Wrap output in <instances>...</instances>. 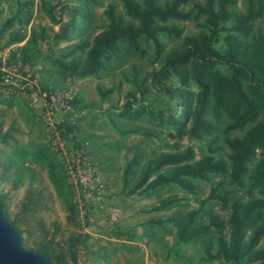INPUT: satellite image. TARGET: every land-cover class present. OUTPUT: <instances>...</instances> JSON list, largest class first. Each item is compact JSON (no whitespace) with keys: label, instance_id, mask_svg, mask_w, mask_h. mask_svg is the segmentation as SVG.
Returning <instances> with one entry per match:
<instances>
[{"label":"rangeland","instance_id":"374dc122","mask_svg":"<svg viewBox=\"0 0 264 264\" xmlns=\"http://www.w3.org/2000/svg\"><path fill=\"white\" fill-rule=\"evenodd\" d=\"M109 5L129 20L119 0H0L2 212L22 248L44 253L51 264H229L203 260L204 246L212 244L213 252L217 239L227 235L228 211L206 198L216 189L245 201L243 188L230 185L226 175L214 174L192 180L190 193L172 184L154 190L134 186L146 162L160 153L190 147L194 160L211 155L228 163L224 139L242 135L251 124L224 134L225 122L219 123L211 134L194 139L176 137L175 127L160 126L146 113L136 120L119 115L129 93L135 97L129 113L176 111L174 100L152 87L140 94L132 80L159 68L161 58L184 36L198 33L203 20L165 22L182 33L175 38L160 32L159 56L151 41L141 39L138 51L120 44L95 76L76 78L60 71L54 60L83 58L92 38L108 23L104 12ZM244 8V0L233 7L236 12ZM182 9L189 10L190 4ZM71 13L74 32L65 41L54 40ZM258 31L264 35V16L253 23L252 34ZM225 33L219 32L213 41L219 52L224 50ZM217 70L229 74L225 66ZM189 89L196 90L193 85ZM134 156L137 165L124 179V167ZM168 198L174 199L170 206L150 211ZM191 210L197 211L196 222L206 223L213 214L224 228H210L201 238L176 243V222Z\"/></svg>","mask_w":264,"mask_h":264},{"label":"trees","instance_id":"16d2710c","mask_svg":"<svg viewBox=\"0 0 264 264\" xmlns=\"http://www.w3.org/2000/svg\"><path fill=\"white\" fill-rule=\"evenodd\" d=\"M119 1L129 20L116 14L114 7L109 5L104 12L108 23L92 38L83 58H71L67 62L54 60L56 67L76 78L95 76L118 51L120 44L125 43L138 51L141 39L151 41L159 56L161 45L157 35L165 32L178 38L182 33L181 29L163 25L165 22L202 18L199 32L184 36L177 47L161 58L159 68L141 77L135 75L132 80L140 94L152 87L174 100L176 111L165 114L141 109L129 113L130 100L135 98L129 93L119 115L136 120L146 113L149 120L160 126L175 127L176 137L187 135L194 139L211 134L219 123L225 122L224 134L251 126L238 137L224 139L230 152L228 163L211 155L194 160L190 147L160 153L146 162L134 189L154 190L172 184L190 193L194 190L192 180H206L213 174L226 175L230 185L244 189L247 199L244 201L228 191L211 189L206 200H216L228 211L227 235L217 239L213 252L212 244L204 246L203 260L264 264V35L259 31L252 34L253 23L264 16V0H244L243 12L233 9L237 0H203L201 4L193 0H170L162 6L157 0ZM187 4L190 9L183 10ZM228 22L231 26L226 28ZM74 30L75 13H71L53 39L65 41ZM221 31L226 33L224 50L219 52L213 47V41ZM217 66H225L229 74L223 75ZM190 85L196 90L189 89ZM135 165L136 156L125 165L124 179L131 175ZM173 202V198L163 199L150 211L162 210ZM196 213L191 210L176 222V243H188L205 236L210 228L221 230L225 226L213 214L208 216L206 223L196 222ZM42 255L46 258L44 253Z\"/></svg>","mask_w":264,"mask_h":264},{"label":"water","instance_id":"95a60500","mask_svg":"<svg viewBox=\"0 0 264 264\" xmlns=\"http://www.w3.org/2000/svg\"><path fill=\"white\" fill-rule=\"evenodd\" d=\"M0 264H51L32 250L22 248L17 231L8 223L0 206ZM65 264H74L67 262Z\"/></svg>","mask_w":264,"mask_h":264},{"label":"built area","instance_id":"2783aa9c","mask_svg":"<svg viewBox=\"0 0 264 264\" xmlns=\"http://www.w3.org/2000/svg\"><path fill=\"white\" fill-rule=\"evenodd\" d=\"M49 99L52 101V96H51V95L49 96ZM89 170H90V169H89Z\"/></svg>","mask_w":264,"mask_h":264}]
</instances>
